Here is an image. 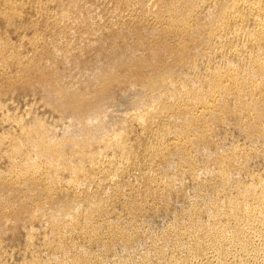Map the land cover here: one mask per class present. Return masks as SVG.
Segmentation results:
<instances>
[{"label": "rangeland", "instance_id": "rangeland-1", "mask_svg": "<svg viewBox=\"0 0 264 264\" xmlns=\"http://www.w3.org/2000/svg\"><path fill=\"white\" fill-rule=\"evenodd\" d=\"M183 1L187 19L170 10L174 0H23L11 20L0 11V215L11 220L0 226V264H264V0ZM124 54L103 85L108 114L127 94L158 103L138 91L172 63L176 92L201 91L202 101H173L171 90L162 115L122 117L113 133L128 159L118 148L95 160L71 148L65 160L42 156L39 140H66L68 119L34 81ZM21 68L30 75L19 82ZM186 111L192 123L177 115ZM45 199L78 200L75 221L30 219Z\"/></svg>", "mask_w": 264, "mask_h": 264}, {"label": "bare ground", "instance_id": "bare-ground-1", "mask_svg": "<svg viewBox=\"0 0 264 264\" xmlns=\"http://www.w3.org/2000/svg\"><path fill=\"white\" fill-rule=\"evenodd\" d=\"M141 1H146V3L148 4V7L151 8V7H155L162 0H141ZM180 1L181 0H174V2H173L174 6L172 4L173 8L170 10L173 11L174 13H180V16H182L181 18L187 19V17L191 16L190 14H192L191 12L193 10L192 9L193 5L187 4V3L181 4ZM183 2H185V1H183ZM188 3H191V2H188ZM0 5H1V7H0L1 13L5 14L8 18V20H11L15 15L19 14L21 12V10L23 9V0H0ZM219 10H222V9H219ZM174 13H172L173 14L172 17L174 16V18H176L177 14L174 15ZM219 13H220V11H219ZM208 15H211V14H208ZM214 15H216V14H214ZM177 17H179V14ZM215 17H218V16L216 15ZM215 17L211 16L209 18V21L205 20L206 25L209 23L210 24L209 26H216V24H215L216 19L214 20ZM89 19H90L89 17H86L83 22H87V21H89ZM186 19H183V20H186ZM218 19H219V17H218ZM75 20H77V19H75ZM176 21H177V19H176ZM213 21H215V22H213ZM81 22H82V20H81ZM173 24L175 25V23H173ZM217 24H218V22H217ZM200 29L201 28H197V29H195V31L193 29L194 34L200 33L199 32ZM123 57L126 58L125 54L121 55V57H118V58L112 57V58H110L111 59L110 60L109 56H108L107 58L109 59V61L105 60L106 62H104V65L98 63V64L93 65L90 68H87L86 70H82V71L76 70V72H74L73 74H71L70 76H67V77H61L59 75L53 74L51 76L50 80H48V82H47V80L46 81H39L36 78V80H38V81L37 82L34 81L33 85H35L36 87H41L50 93H54V96L57 97L62 102V105L64 107V111L67 114L66 118L68 119V131H66L67 132L66 140L60 141L59 143H57L55 145H49L50 143L49 144L46 143L44 138H41L39 140L38 145L41 148V152H43L42 156H46L47 158H55L57 160H65L66 157L64 155L65 154L64 151L66 148H71L74 152V157L82 156V157H88L90 159L95 160L98 158V155H100L101 153L108 151L109 149H112V148H118L122 153L121 156L123 155L122 159L130 157L133 153L130 154V151L126 150L124 144L120 141L119 137H121L122 135L121 136L114 135V133H113L114 132L113 129L115 128V126L117 127L120 124V122L122 121V117L124 118V116L126 114L128 115V113H130L132 111L134 112V113L132 112V114H134V116H136V118H138L137 120L142 119V121L148 119L147 117L154 115L156 113H159V115H162L164 112L170 110V108H171V104L168 103L169 99L168 100L166 99L168 102L164 99L165 98L164 95L166 93L170 92L171 90L173 92V98H172L173 101L175 98L180 99L182 97L184 99H187V102L189 101V102L193 103L194 101L197 102L198 100L202 101L203 97H202V94H200L201 91L200 92L195 91L196 89L194 90L195 92L190 91L188 93L186 92V94L185 93L179 94V92H176L177 90H175V86H174L176 78H175V76H173L172 77L173 79H172L171 75L168 74V72L171 70V68H174L176 66L175 64L172 65L173 64L172 62H171L172 64H170V65H167L165 67L163 66L164 68L160 69V71L157 68L159 72H157L156 74H154L152 72L153 74L151 73L150 75H149L150 72L147 69H145L146 67L141 68L140 64H138L140 66V69L136 70V72H135V70H133V71L136 74H138L139 77L140 76L142 77L143 76L142 74H144L145 72H147V73L149 72L148 75L150 76L148 78L149 81L148 82L146 81L147 84L145 85V83H144L143 85H141L138 93H141L143 95L150 94L153 96H159V97H161L160 98L161 100H158V103L153 104V105L152 104L142 105L141 102H139V101L137 102L133 99L134 95H137L136 93L127 94V95H124L122 98L123 103L120 105H117V107H116L117 110L114 112V114H108V109L105 107L104 100H106L109 97L110 93H108V91H106L104 86H105L106 82H108L112 77H114L113 75L115 73V68H116V66H118L117 64L119 62L121 63V61L124 59ZM181 59L183 60L184 58H181ZM154 62H155V60H154ZM173 62L177 63L175 61H173ZM120 63H119V65H120ZM178 63H181V60H178ZM178 63H177V65H178ZM135 69H137V68H135ZM28 75H30V74H28L27 70L21 68L17 72V74L14 75L13 79H15L17 81L25 80L28 77ZM39 78H40V76H39ZM139 79H141V78H139ZM148 79H146V80H148ZM124 80H126V79H124ZM173 80H175V81L173 82ZM19 82H21V81H19ZM183 82H184V80H183ZM87 83H91V84L99 86V87L104 85L103 86L104 90L103 91L101 90L102 93L97 94L95 96L94 95L90 96L86 93L80 94L78 92V87L80 85H84ZM162 96H164V97H162ZM162 98H163V100H162ZM115 103H117V101ZM186 106H187V104H186ZM172 108H174L173 105H172ZM160 113H162V114H160ZM177 115H180V117L182 118L181 121H183L185 123L191 122V120H192L191 117L189 116L190 114L188 113V111L183 112V113H178ZM212 116H214V115H212ZM180 117H179V119H180ZM143 122L145 123V121H143ZM98 123H101V124L99 125ZM184 126H185V124H184ZM118 134H120V133H118ZM117 136H119V137H117ZM28 170L29 171L34 170V166L30 165ZM24 179H25V184L27 186H29L28 190L31 191V193L32 192H34V193L38 192V189H39L38 186H36L35 184H31L27 180V178H24ZM53 186H54V188L56 187L55 185H53ZM88 202H89L88 205L90 207H93V208H94V206L97 207V205L94 201L90 200ZM50 203L51 202H49V201H47V199H45L42 202L37 203V205H35V206L33 204L34 208L31 209V212L28 215L29 218L35 219L36 217L42 215V217L46 216L49 219L54 221V220H57V217H56L57 215H64V216L69 217L71 220L75 221L76 216H78L77 210L80 206V203L78 202V200L76 201V200L63 199V200L58 201L56 203H51V204ZM93 208H91V209H93ZM95 210H96V208H95ZM0 216H1L0 226H8L11 223L9 216H6V215H0Z\"/></svg>", "mask_w": 264, "mask_h": 264}]
</instances>
